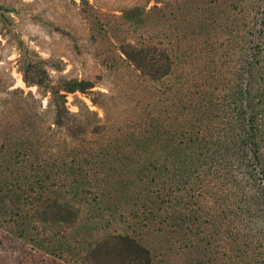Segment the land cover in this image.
I'll list each match as a JSON object with an SVG mask.
<instances>
[{
    "label": "rangeland",
    "instance_id": "374dc122",
    "mask_svg": "<svg viewBox=\"0 0 264 264\" xmlns=\"http://www.w3.org/2000/svg\"><path fill=\"white\" fill-rule=\"evenodd\" d=\"M231 1L0 0V133L45 128L47 97L37 85L27 86L24 78L44 82L47 73L53 79L63 74L93 80V90L110 96L99 97L106 114L89 97L76 96L108 126L105 138H121L115 134L129 124L127 116L151 100L145 81L128 67L125 50H130V44L147 43L183 50L209 34L224 43L235 34L210 23L216 18L226 25L223 16ZM156 86L151 93L159 101L156 105L163 111L170 109L171 94L162 84ZM16 87L23 95L31 90L37 100L23 98L13 91ZM67 100L69 109L77 111L74 95ZM88 137L86 144L106 142L94 133ZM2 139L6 138L0 134ZM114 143L128 149L92 161L96 175L78 186L79 215L65 233H56L52 221L45 223V214L19 202L39 191L43 175L34 170L32 161L19 156H12L19 157L15 164L12 157L3 160L0 264H146V257L149 264H221L218 190L212 194L208 188L197 195V184L183 185L170 176L165 177V189L149 185L145 190L134 175H138L143 149L136 148L139 143L133 140ZM95 185L103 194L100 201L94 198ZM64 191L74 192L68 187ZM40 211L45 213V206ZM124 234L134 236L149 250L148 255L126 244Z\"/></svg>",
    "mask_w": 264,
    "mask_h": 264
},
{
    "label": "trees",
    "instance_id": "16d2710c",
    "mask_svg": "<svg viewBox=\"0 0 264 264\" xmlns=\"http://www.w3.org/2000/svg\"><path fill=\"white\" fill-rule=\"evenodd\" d=\"M229 5L223 16L226 25L216 18L210 23L226 26L227 33L235 34L236 38L229 36L224 43L209 34L183 50L130 44L124 52L128 67L145 81L151 100L127 116L125 128L118 124L121 128L115 136L121 138L116 140L105 138L108 126L76 96L89 97L106 114L99 97L110 96L93 90V80L63 74L53 79L47 73L44 82L30 83L24 78L27 86L43 90L47 104L45 128L35 124L38 127L33 130L0 133L6 138L0 140V164L19 156L30 159L34 170L43 175L36 195H25L19 202L45 214V223L52 221L56 233H65L79 215L78 186L96 175L92 161L128 149L114 141L133 140L144 151L138 175L134 174L141 188L165 189V177L170 176L183 185L197 184V195L208 188L212 194L218 190L221 264H264V0H232ZM158 83L171 94L170 109L163 111L151 95ZM13 91L37 100L31 90L25 95L19 87ZM69 94L74 95L77 111L69 109ZM89 133L106 142L86 144ZM19 157H12L11 164ZM67 187L73 194L64 191ZM95 187L94 198L100 201L103 194ZM43 206L45 213L40 211ZM122 239L148 255L149 250L134 236L124 234Z\"/></svg>",
    "mask_w": 264,
    "mask_h": 264
},
{
    "label": "bare ground",
    "instance_id": "6f19581e",
    "mask_svg": "<svg viewBox=\"0 0 264 264\" xmlns=\"http://www.w3.org/2000/svg\"><path fill=\"white\" fill-rule=\"evenodd\" d=\"M18 80H19V82H20L21 85L24 84L23 80L20 77L18 78Z\"/></svg>",
    "mask_w": 264,
    "mask_h": 264
}]
</instances>
